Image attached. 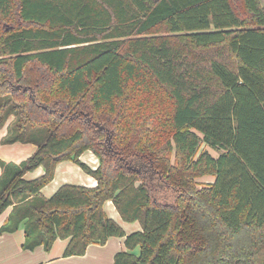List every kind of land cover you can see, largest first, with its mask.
<instances>
[{"label":"trees","instance_id":"obj_1","mask_svg":"<svg viewBox=\"0 0 264 264\" xmlns=\"http://www.w3.org/2000/svg\"><path fill=\"white\" fill-rule=\"evenodd\" d=\"M147 83L163 102L132 110L128 85ZM11 115L4 141L37 149L0 161V213L10 209L0 232L23 225L25 249L62 239L63 257L80 256L122 237L113 264H264L259 0H0V125ZM201 141L218 156L195 157ZM88 149L95 169L79 160ZM63 160L95 186L45 197ZM155 177L172 204L155 197ZM107 201L141 229L125 233Z\"/></svg>","mask_w":264,"mask_h":264},{"label":"rangeland","instance_id":"obj_2","mask_svg":"<svg viewBox=\"0 0 264 264\" xmlns=\"http://www.w3.org/2000/svg\"><path fill=\"white\" fill-rule=\"evenodd\" d=\"M234 2L236 3V0H234ZM263 2L264 0L261 1L262 4ZM1 26L5 27V23H2ZM150 86L151 84L147 83L148 88L144 90L142 86H137L132 84L128 85V89L132 93V100L129 102L131 107H133L132 110H135L134 108H138L137 105L139 102H141L143 106L145 105V107L148 106V108L150 109H153L154 107L160 105L163 102L165 97L164 93L163 92L153 93L151 92V89H149ZM146 112L147 109L144 113ZM13 119L14 117L11 115L6 120L4 125H0V161L13 162L19 164L20 162L25 161L29 157H31L35 153L37 148L34 144H30V143H22V142L6 143L4 141V137L7 132V125H9V123L13 121ZM101 126L103 125L101 124L93 125V127L96 129L97 132L101 130L100 129ZM109 135H110L109 129H107L106 138H108ZM103 147L104 150L109 149L106 143L103 144ZM203 150L208 151L213 157H217L219 154V151L216 148H213L207 145L206 143H204L203 141H201L195 157L198 156L200 152H202ZM79 160L92 169H95L99 165L98 158L89 149L81 153V155L79 156ZM39 171H41V168L37 167L34 170L27 172L24 175V178L27 180L33 179L41 175V172ZM0 172H1V168H0ZM214 178H215L214 175H210V174L196 178L195 181L197 184V188L213 183ZM155 179L156 177L153 180L155 186V197H157V199L161 203L172 204L174 202L175 192L171 188L166 187L165 185L159 183L158 179L156 180ZM88 183H89V179L87 177V174H85L77 164L73 163L71 160H63L56 164L52 181L42 188L41 193L45 197H50L62 184H76V185L86 186ZM106 204L107 202L104 203L103 206L106 215L112 219L115 218V220L114 219L113 220L116 221L122 228L124 227L126 233H132L134 231L141 229V226L138 221L135 222L123 221L118 211L115 209V207L111 208L112 205L109 206ZM7 210L3 211L2 213L6 212ZM3 233L5 232H0V234ZM9 234H11V237L9 240H6L4 242V245L5 248L8 250L10 260L4 264H20L22 261H25L27 257H32L31 251H33L38 246L35 247L33 250H28L23 247V242H24L23 225H21L15 232ZM118 241H119L118 238L115 237L109 241L107 246H105L106 244H104V246L99 244L94 245L96 248H91L90 251L88 250L89 254H87L88 256L86 259H83V257L71 258V259L60 260L55 264H97L96 260H100L99 264H113L112 260L115 254L114 252L116 250L115 248H118ZM54 243L51 246V248H55L53 254L54 256L57 257L58 255H60L59 252L62 251L61 250L62 242L59 240L55 244ZM42 247L46 252H48L51 249L50 248L49 250H46L44 246ZM122 250H125V247ZM0 264L3 263L0 262Z\"/></svg>","mask_w":264,"mask_h":264},{"label":"crops","instance_id":"obj_3","mask_svg":"<svg viewBox=\"0 0 264 264\" xmlns=\"http://www.w3.org/2000/svg\"><path fill=\"white\" fill-rule=\"evenodd\" d=\"M261 1H263V0H259V2L261 4V6L264 7V2L262 4ZM39 168H41V171H39V172H41V174H42L43 173V168L42 167H39ZM87 177L89 179V183L86 186H95L96 181L94 180V178H92V177H90L88 175H87ZM106 205H109V206L112 205L111 208H114V206H113L111 201H107ZM9 210L10 209H8L6 212L0 214V226L3 225V223L5 222V219L7 218V213H8ZM111 210H113V209H111ZM113 219L115 220V218H113ZM123 229H124V227H123ZM10 237H11V234H9V232H5L3 234H0V262H2L3 264L10 260L8 250L5 248V245H4V242L6 240H9ZM113 238H115V237L108 238L106 243H105L106 244L105 246H107L109 241L112 240ZM117 238H118L119 241H118V248H115L116 249L114 251L115 253H116V251H120V250L124 249L123 238L122 237H117ZM59 240L62 242L61 243V247H62L61 250L62 251L59 252L60 255H58L57 257L54 256V254H53L55 248H51L48 252H46V251H44L42 246H38L33 251H31L32 252V257H27V259L25 261H22L20 264H55V263H57L60 260L71 259V258L83 257V259H86L87 256H88L87 254H89L88 250L90 251L91 248H96L94 246L96 244H90L88 246V248H87V252L85 253V255L63 257L62 253H63V250L65 248V245H66L67 241L66 240H62V239H57L55 241V243L58 242ZM62 258H64V259H62ZM96 263L99 264L100 260H96Z\"/></svg>","mask_w":264,"mask_h":264},{"label":"water","instance_id":"obj_4","mask_svg":"<svg viewBox=\"0 0 264 264\" xmlns=\"http://www.w3.org/2000/svg\"><path fill=\"white\" fill-rule=\"evenodd\" d=\"M100 129H103V126H101ZM127 169L130 171H136V172H140V170H141L139 167H133L131 165H128Z\"/></svg>","mask_w":264,"mask_h":264},{"label":"flooded vegetation","instance_id":"obj_5","mask_svg":"<svg viewBox=\"0 0 264 264\" xmlns=\"http://www.w3.org/2000/svg\"><path fill=\"white\" fill-rule=\"evenodd\" d=\"M140 168V167H139ZM141 169V168H140ZM141 171V170H140Z\"/></svg>","mask_w":264,"mask_h":264}]
</instances>
